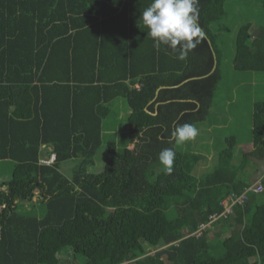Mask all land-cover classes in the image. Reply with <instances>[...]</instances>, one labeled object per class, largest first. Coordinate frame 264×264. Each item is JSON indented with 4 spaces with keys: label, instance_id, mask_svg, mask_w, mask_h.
<instances>
[{
    "label": "trees",
    "instance_id": "obj_1",
    "mask_svg": "<svg viewBox=\"0 0 264 264\" xmlns=\"http://www.w3.org/2000/svg\"><path fill=\"white\" fill-rule=\"evenodd\" d=\"M151 2L0 0V166L16 163L0 176V264H264V189L211 221L256 182L264 100L254 147L239 157L240 141L227 138L208 172L171 138L214 107L226 0H199L206 38L184 60L153 47L140 21ZM252 27L236 33L234 67L264 71V25ZM120 99L129 147L109 141L99 164ZM165 148L176 152L171 174L158 160Z\"/></svg>",
    "mask_w": 264,
    "mask_h": 264
},
{
    "label": "rangeland",
    "instance_id": "obj_2",
    "mask_svg": "<svg viewBox=\"0 0 264 264\" xmlns=\"http://www.w3.org/2000/svg\"><path fill=\"white\" fill-rule=\"evenodd\" d=\"M247 23L252 24V33L264 25V10L260 0H226V14L221 22L215 25L219 33L218 42L223 49L221 60L224 74L216 91L214 107L209 118L197 125L199 135L193 141L179 144L180 149L185 152L203 155L201 171L208 172L214 169L216 165L214 160L226 147V139L233 135L240 141V149L237 152L240 153L239 157L254 147L253 116L256 102L264 100V71L238 70L233 62L236 33L242 25ZM122 100L124 102L119 103L121 107L113 111V122L109 124L110 127H107L104 134V145L100 149L101 153L97 160L99 164L104 163L108 157L106 150L109 141H116L120 150L129 147L128 116L130 112L127 100ZM130 147L133 148L134 144ZM238 159L241 160V158ZM15 165L16 163L12 160L3 162L0 166V176L10 179ZM256 167L254 164L251 165L253 169ZM28 206L31 211L35 204L28 203ZM36 206L37 210L41 211L40 207ZM218 253L221 251L219 250ZM74 262V264H80L81 256L78 255V259Z\"/></svg>",
    "mask_w": 264,
    "mask_h": 264
},
{
    "label": "clouds",
    "instance_id": "obj_3",
    "mask_svg": "<svg viewBox=\"0 0 264 264\" xmlns=\"http://www.w3.org/2000/svg\"><path fill=\"white\" fill-rule=\"evenodd\" d=\"M199 17V0H152L140 21L148 29L147 36L152 38L155 49L165 46L177 54V59L184 60L206 38ZM198 135L199 129L190 123L177 124L171 132L176 144L193 141ZM175 158L174 148H165L158 154L165 173H172Z\"/></svg>",
    "mask_w": 264,
    "mask_h": 264
},
{
    "label": "built area",
    "instance_id": "obj_4",
    "mask_svg": "<svg viewBox=\"0 0 264 264\" xmlns=\"http://www.w3.org/2000/svg\"><path fill=\"white\" fill-rule=\"evenodd\" d=\"M55 159V155H53L50 159H46L44 160L45 163H50ZM264 187L263 184L261 182V180L255 182L252 186L248 187L243 194L241 195H230L227 198H225L223 200V204H224V211L220 214L218 213H214L211 215V221H216L219 218H222L224 216H227L229 213L233 212V206L240 202L243 203L245 201V199L247 198V195L249 192L254 191V192H261L263 191ZM201 227H204V225H202Z\"/></svg>",
    "mask_w": 264,
    "mask_h": 264
},
{
    "label": "water",
    "instance_id": "obj_5",
    "mask_svg": "<svg viewBox=\"0 0 264 264\" xmlns=\"http://www.w3.org/2000/svg\"><path fill=\"white\" fill-rule=\"evenodd\" d=\"M254 161L257 163L258 170L253 173L252 180L258 181L264 177V157L263 158H257L253 157ZM161 254H165L168 252L167 248L164 247L160 250H158Z\"/></svg>",
    "mask_w": 264,
    "mask_h": 264
},
{
    "label": "crops",
    "instance_id": "obj_6",
    "mask_svg": "<svg viewBox=\"0 0 264 264\" xmlns=\"http://www.w3.org/2000/svg\"><path fill=\"white\" fill-rule=\"evenodd\" d=\"M122 102H124V101L120 99V100H119V103H122ZM116 103H117V102H116ZM116 103H115V105L117 106V104H116ZM119 103H118V104H119ZM115 105H114V106H115ZM120 107H121V106H120V105H118V107H117V108H120ZM115 109H116V108H115ZM129 111H130V110H129ZM109 127H110V125H109Z\"/></svg>",
    "mask_w": 264,
    "mask_h": 264
}]
</instances>
